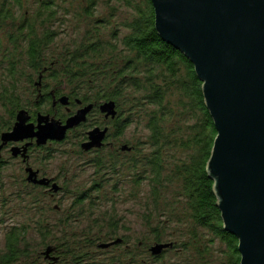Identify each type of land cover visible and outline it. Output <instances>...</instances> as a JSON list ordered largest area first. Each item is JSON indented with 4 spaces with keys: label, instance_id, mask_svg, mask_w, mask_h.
<instances>
[{
    "label": "rangeland",
    "instance_id": "rangeland-1",
    "mask_svg": "<svg viewBox=\"0 0 264 264\" xmlns=\"http://www.w3.org/2000/svg\"><path fill=\"white\" fill-rule=\"evenodd\" d=\"M21 1L20 7L14 2L8 3V6H13V12L19 19L41 6L37 3L40 0ZM52 1L55 3L53 8L57 15L49 27L55 29L57 34L46 51L50 59L67 63L63 60H70L77 49L80 53V45L85 41L101 39L102 43L116 44V50H107L102 57L89 60L84 56L82 62L88 66H95L101 59L117 60L115 57L125 50L121 40L129 33L127 25L137 16L138 7L146 8V0H95L96 4H90L87 0ZM3 3L5 1L0 0V9ZM19 23L20 20L0 22V127L11 120L10 111L13 106L4 94L10 95L12 89L15 90L21 106L35 109L36 97L33 92L37 90L35 85L26 80L30 68L23 51L24 43L13 40V36H17ZM37 78L38 75L35 74V81ZM61 81L63 80L47 79V83L56 85V88L70 89V85L66 82L60 84ZM125 93L128 96L122 98L121 118L129 121L122 135L116 134L117 123L114 120H107L98 112L89 121L86 120V123H81L84 125L80 124L81 126L72 130L67 139L47 148L41 146L32 153L33 165L56 179L61 187L57 192L50 190L51 187L47 189L44 185L29 184L22 159L3 153L6 162L0 165V251L5 249L6 236L10 229L13 226H25L28 231L26 242L31 253L23 262L48 264L47 260L50 258H45L43 252L48 245H56L62 256L61 260L57 257L56 264H76L68 254L70 248L75 255L85 254L77 264H154L150 253L146 252L147 248L139 249L137 245L139 241L152 245L153 229L160 226L164 231L163 242L176 243L175 247L164 252V263H227L228 245L218 238L210 243L209 240L214 237L212 232L206 228L194 227L192 221L185 216L184 210H181L184 204L180 202L183 200L178 196L181 190L177 184L165 186L161 199L156 201L150 179L143 180L139 185L134 182L133 169L128 165L136 151L123 152L120 148L125 144L136 146L141 158L153 152L154 147L148 138V121L150 113L157 109L155 105L149 104L134 108L126 98L129 95L142 97L143 92ZM183 94L177 87L170 88L167 100L174 113L169 115L164 126L171 133L181 124V135L186 137L189 135L188 126L197 118L193 120L192 112L187 109L188 105L186 104L187 108L184 106L187 100ZM49 106L45 105L46 108ZM57 110L59 114L66 112L64 107ZM96 125L101 128L109 127L110 133L104 147L88 153L80 144L90 130L98 127ZM168 149L166 173L175 167L176 160L186 158L189 154L181 146ZM99 161H103V167L98 166ZM114 162L117 170L111 171ZM141 165L143 163L139 164ZM96 183L100 186L97 187ZM84 193H87L85 196L88 198L77 202V198ZM40 223L44 224L46 230L51 231L46 240L39 231ZM194 231L198 232L201 240L199 244L191 245L188 242L191 241ZM120 237H125L127 242L108 248L98 247L99 243ZM25 245L26 243L23 244ZM133 251L138 258L130 257L129 254ZM234 260L232 257L230 264H234Z\"/></svg>",
    "mask_w": 264,
    "mask_h": 264
},
{
    "label": "trees",
    "instance_id": "trees-1",
    "mask_svg": "<svg viewBox=\"0 0 264 264\" xmlns=\"http://www.w3.org/2000/svg\"><path fill=\"white\" fill-rule=\"evenodd\" d=\"M2 8L0 9V22L20 20L17 36H13V40H18V43H24L23 51L26 55V62L30 71L26 75V80L29 84L35 85L37 91L33 92L35 99V107L38 110L49 112L46 108L48 104L51 105V97L43 96L38 101V90L40 89L37 82L42 76L43 89H56L58 94H64L65 90L72 93L74 96L81 97L85 102H109L114 101L117 104L118 116L114 120L117 124V135H122L127 127L129 120L121 118L122 98L126 95V91L131 94L136 92H143L142 97L129 95L131 106L134 108L143 107L146 105H155L156 111L150 113L148 128L150 130L149 142L154 147V150L149 155H144L141 158L137 152L136 146H128L129 150L123 152L136 151L134 157L129 160V168L133 169L132 177L136 184H140L143 180L152 181V194L156 201L162 197V189L168 184H177L180 187L178 193L184 214L192 221L194 227H202L209 229L213 238L209 240L213 243L215 238L223 240L229 249V259L226 264H230V260L235 258L234 264H240V253L238 251L237 238L228 233L223 228V221L221 212L217 207V197L214 193V182L210 179L207 172V165L210 159L214 141L217 136V131L214 127L213 120L210 113L205 106L202 86L203 83L198 78L193 64L185 57L183 53L167 43L159 35L155 27V11L151 0H146L145 9L138 7L139 12L137 16L127 25L129 33L126 34L122 41L125 48L119 56L114 59L100 60V63L93 65H86L82 60L86 56L89 60L91 58L102 57L107 50L112 52L117 49L116 44L102 43L101 39L96 41H85L81 43V52L77 49L73 56L61 63L59 59L51 58L46 55L51 42L54 40L57 32L50 28L49 24L56 18V12L53 8L55 4L52 0H40L41 6L35 11L25 13L22 19H19L16 13L13 12V6L8 3H16L17 6H22L21 0H4ZM90 4L95 0H87ZM38 26V27H37ZM17 43V44H18ZM106 43V44H105ZM19 45V44H18ZM86 58V59H87ZM87 59V61H89ZM14 67V63H12ZM93 66V67H92ZM10 71V70H9ZM12 71V70H11ZM38 75L35 81L34 75ZM94 76V77H93ZM93 77V78H92ZM47 79L53 81L66 82L68 87L56 88V85L47 83ZM177 87L186 97L187 102L185 107L191 112V118L196 120L188 126L189 135L185 137L181 135L182 125L178 124L174 131L168 133L164 124L169 115L174 111L170 107L167 100V95L170 88ZM9 100V104L13 106L10 111L11 120L7 121L0 127V136L4 130H9L13 127L16 119V113L19 109H26L21 106L19 99L16 97L15 90L12 89L10 95L4 94ZM8 103V102H7ZM62 119L67 115L61 114ZM177 133V134H175ZM175 146L185 147L189 154L186 158L175 161V167L167 171L168 162V148ZM143 165L139 166V164ZM103 161L98 162L99 167H103ZM141 169L139 170V168ZM116 163L112 164L111 171H115ZM97 187L98 185L96 183ZM87 193L80 195L77 202H82V199L88 198ZM150 219L152 216H148ZM165 223H163L164 226ZM162 226V225H161ZM40 233L46 240L47 235L51 234L50 230H46L43 223H40ZM27 228L25 226H13L6 236L5 249L0 251V264H34L23 260L29 257L31 250L26 242ZM191 245L199 244L201 236L198 232H193ZM164 231L160 226L153 229L152 245L146 241H139L137 247L142 249L146 247V252L153 259L154 264H166L162 261V255L155 256L151 253L150 248L157 243H174L173 241L163 242ZM121 245L126 241L125 237H120ZM101 239V238H99ZM118 238H115L116 240ZM94 240L92 241V243ZM26 243L25 246L23 244ZM106 243V242H102ZM98 244V247H100ZM187 243H185L186 245ZM53 249L50 253L48 264H56L58 261L52 258H59L61 260L58 246L50 245ZM49 247V245H48ZM171 247V248H173ZM47 249V247H46ZM170 249V248H169ZM199 250V249H198ZM44 254V252H43ZM72 260L77 264L85 257V254L75 255L69 250ZM132 258H138L134 251L129 254ZM45 258L47 257L44 254ZM52 257V258H51ZM76 260V261H75ZM134 260V259H133ZM161 263V264H162Z\"/></svg>",
    "mask_w": 264,
    "mask_h": 264
},
{
    "label": "water",
    "instance_id": "water-1",
    "mask_svg": "<svg viewBox=\"0 0 264 264\" xmlns=\"http://www.w3.org/2000/svg\"><path fill=\"white\" fill-rule=\"evenodd\" d=\"M151 1L159 35L189 59L203 83L205 106L217 131L207 172L223 228L238 240L240 264H264V0ZM60 102L67 104L68 98L63 96ZM93 108L87 105L65 123L39 114L37 124L29 123V112L23 109L13 129L1 134L0 151L10 142L63 141ZM100 110L107 118L118 116L114 101L103 102ZM108 133V127L90 130L82 149L102 148ZM31 144L13 146V157H26ZM122 149L129 150L127 145ZM28 180L50 186L53 192L61 188L33 172ZM173 246L157 243L150 251L160 256ZM52 250L48 247L44 254L50 258Z\"/></svg>",
    "mask_w": 264,
    "mask_h": 264
},
{
    "label": "flooded vegetation",
    "instance_id": "flooded-vegetation-1",
    "mask_svg": "<svg viewBox=\"0 0 264 264\" xmlns=\"http://www.w3.org/2000/svg\"><path fill=\"white\" fill-rule=\"evenodd\" d=\"M41 81H42V76H40V81H38L37 82V85L39 86V90H38V101H39V99H40V97H43V96H50L51 97V99L49 100V101H51V105L49 106V105H47V106H49V109H50V111L49 112H45V111H41V110H38V107L36 108L35 107V109L34 110H30V109H28V108H26V110L29 112V116H30V121H29V123H34V124H37V122H38V115L39 114H44V115H50L51 116V118H55V119H58V120H61V121H63L64 123L66 122V120L70 117V116H72V115H74V114H76L77 113V111L78 110H80V109H82V108H84V107H86L87 105H90V104H93L94 105V108H93V110L88 114V119H87V121H89L90 120V118L91 117H93L95 114L97 115V113L99 112V114L102 116L103 115V117H105L107 120H115L116 118H114V119H112L111 117H109V118H107L106 117V115L105 114H103L102 112H101V110H100V106H101V104L103 103H96V102H85L81 97H79V96H74L72 93H69L68 91H66L65 90V93L64 94H58L57 93V91H56V89H53V88H51V89H43V86H42V83H41ZM63 96H66L67 98H68V103L67 104H62L61 102H60V98H62ZM62 107H64L65 109H66V112H65V114L67 115V117L65 118V119H62V117H61V114H59V112H57L58 110V108H62ZM102 113V114H101ZM16 121V120H15ZM86 121V122H87ZM97 121V120H96ZM85 122V123H86ZM81 125H84V124H81ZM80 125V126H81ZM96 126H99V125H96ZM79 127V126H78ZM78 127H76V128H73V129H71V130H69L68 131V135H67V137H66V139L69 137V135H70V132L72 131V130H74V129H77ZM101 127V126H100ZM105 127H107V126H105ZM109 128V127H108ZM10 130V129H9ZM110 133V132H109ZM109 133H108V136H109ZM107 136V137H108ZM107 139V138H106ZM88 140V133H87V135H85L84 137H83V141L81 142V144H80V146H81V148H82V144L84 143V142H86ZM28 142H31L32 144L28 147V151H27V153H26V157H23L22 156V154H20L18 157H16V158H20V159H22V162H23V164H24V171H25V174L27 175L26 176V181L29 183V184H32V185H39V184H35V183H33V182H30L29 180H28V178H29V176H30V172H33V173H35V176H36V178H38L39 180L40 179H43V178H46V179H49V180H51V184L52 183H54V182H57L56 181V179H54V178H52V177H49V176H47V174H45V172H43L41 169H39V168H36L34 165H33V163L31 162V159H32V153L34 152V151H36V149H38V148H40L41 146H45L46 148H47V146H51V145H53V144H55L57 141H49L47 144H45V145H38L37 143H36V139H34V140H25V141H22V142H10V143H8L7 145H5L4 147H3V149L0 151V165L2 164V163H5L6 161H5V159L3 158V153L5 154V153H10V154H12V151H11V149H12V147L13 146H20V147H23L26 143H28ZM1 143H2V140H1V136H0V145H1ZM105 144H106V141H105ZM104 144V145H105ZM104 147V146H103ZM101 148H93V149H91L90 151H86V152H95V151H98V150H100ZM29 169H31L30 171H29ZM47 187V189H48V187H50V186H46ZM163 264V263H162Z\"/></svg>",
    "mask_w": 264,
    "mask_h": 264
},
{
    "label": "bare ground",
    "instance_id": "bare-ground-1",
    "mask_svg": "<svg viewBox=\"0 0 264 264\" xmlns=\"http://www.w3.org/2000/svg\"><path fill=\"white\" fill-rule=\"evenodd\" d=\"M19 111H21V109H19V110L17 111L16 116H17V114L19 113ZM15 120H16V119H15ZM15 123H16V121H14V125H15ZM14 125H13V127H14ZM13 127H12L10 130H12ZM10 130H7V131H10Z\"/></svg>",
    "mask_w": 264,
    "mask_h": 264
}]
</instances>
